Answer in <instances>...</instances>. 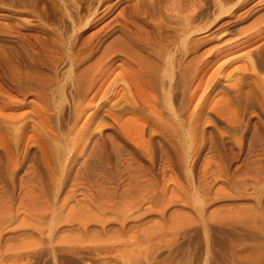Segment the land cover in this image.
I'll return each mask as SVG.
<instances>
[{
	"label": "rangeland",
	"instance_id": "obj_1",
	"mask_svg": "<svg viewBox=\"0 0 264 264\" xmlns=\"http://www.w3.org/2000/svg\"><path fill=\"white\" fill-rule=\"evenodd\" d=\"M161 1L156 0L168 15L190 17L193 39H205L201 51L212 44L217 27L219 32L233 20L235 27L243 26L264 11L251 1L214 20V0ZM136 3L0 0V42L12 53L18 50L26 68L37 63L70 83V57L87 42L100 49V40L115 39L125 27L140 35L163 29L158 16L135 15ZM115 69L116 74L120 68ZM228 79L218 86L230 96L234 93L223 84ZM66 87L68 100L73 92ZM117 90L102 101L91 127L80 130L74 150L50 138V130L40 131L54 140L48 147L25 136L34 132L31 126L20 140L0 142V264H264V92L231 95L234 119L194 104L198 116L189 149L169 126L145 124L142 106L135 107L141 117L137 134H127L107 110L117 98L126 110L134 109L123 98L130 93L122 85ZM71 98L55 110L58 131L72 123ZM94 146L98 154L89 158ZM180 146L193 154L186 157Z\"/></svg>",
	"mask_w": 264,
	"mask_h": 264
},
{
	"label": "bare ground",
	"instance_id": "obj_2",
	"mask_svg": "<svg viewBox=\"0 0 264 264\" xmlns=\"http://www.w3.org/2000/svg\"><path fill=\"white\" fill-rule=\"evenodd\" d=\"M137 1L134 14H146L149 15L150 19L153 15L158 16L161 24L164 25L163 29L161 28L157 34H154V31L145 30V34L140 35L131 28L125 27L123 33L116 36L115 39L106 43L100 40L99 43H102L100 49L99 46L85 42L84 47L82 46L83 50L71 52L70 59L73 71L71 70L72 73L69 72V74L71 73L70 76L68 74L70 83L60 81L55 70L54 73L49 72L50 75L45 71L43 72L41 70L43 68L39 65L36 66L37 63H34L35 68H31L32 66L26 68V65L24 66L17 58L18 50L15 52L13 48L14 53H12L2 45L4 41L0 42V142L5 143L6 141L7 143L8 137L13 138V140L16 138L20 140L19 138L26 133V129L31 126L35 133L29 132L31 134H24L25 136L40 138L42 141L37 142L48 145L47 142L54 140L49 139L50 141H48V138L44 137L40 131L43 129L50 130V138H60L65 143V145L64 143L63 146L61 145L62 147L66 146L67 149L73 148L74 150L77 148L78 139L83 135V133L81 135L82 131L80 132V130L86 129L88 126L91 127L90 124L95 120L99 111H102L103 106L101 107V104L108 98L109 93H116L122 85V92H129L130 95L126 97L121 93L119 97L123 95V98H128L130 108L134 109L126 110L123 101L115 96L117 99L112 101L113 103L111 102V107L107 110L123 129L127 128L126 133L137 134L136 127L139 126L138 118L140 116L135 112V107L138 109L139 106H142L146 117V119L144 118L145 124L149 125L154 122L153 124H157V126H169L176 134L178 133V139L179 136H182L185 144L189 147L188 143H193V124L196 116H198L193 110L194 104H200L202 107L210 106L217 114L226 116L228 119H234L236 107L233 103V97L241 95L245 98L251 92H264V11L261 12L262 15L260 13L259 17L256 19L254 17V20L243 26L235 27L233 20L219 32H217V27L216 32L214 31L212 34V44L201 51V44L204 43L205 39L203 42L198 38L193 39V25L190 17L183 15V13L180 14L181 12L176 15H168L167 12L159 8L161 5H158L156 0ZM160 1L158 0V2ZM214 1L217 9L214 20L225 17L233 8L246 6L251 1L259 5L257 8L260 7L261 10L264 8V0H239L234 5H230L229 0ZM259 10L258 12L261 11ZM240 16L241 14L237 15V17ZM2 35L0 30V36ZM50 48L49 44L48 49ZM30 55L35 54L27 56L30 57ZM57 59V56L53 58L54 62H57ZM48 60L46 63L52 62V60ZM115 64L120 68L116 71L117 75L114 73ZM52 68L54 69V67ZM113 74L116 77L112 78ZM225 76L229 79L223 84L225 83V86L234 93H230L233 97L228 96L229 93L218 86ZM66 84L70 86V91L73 92L69 96V98L72 97V101H69L71 103H69L71 105L69 107H71L72 120L71 116L70 120L72 123L67 130L58 131V124L55 120L58 117L55 110L59 107L63 109V102L69 100L67 97L65 99ZM210 92L216 93L212 96ZM94 107L95 109L91 110ZM114 109L117 112H114ZM61 114L63 115V113ZM126 114H133V117H126ZM61 128L63 127L61 126ZM154 128L156 129V127ZM170 133L173 132L170 130ZM171 136L173 135L171 134ZM176 144L174 147L177 146ZM95 146L93 150L90 149L89 158L97 156L98 152ZM182 146H180L181 149H185L186 157H188L190 151H188L187 146L183 148ZM181 152L178 155L181 156ZM168 158L166 159L168 160ZM87 162L89 161L87 160Z\"/></svg>",
	"mask_w": 264,
	"mask_h": 264
}]
</instances>
